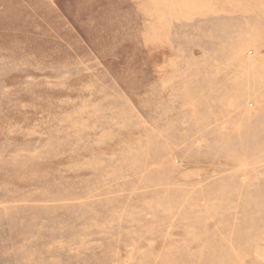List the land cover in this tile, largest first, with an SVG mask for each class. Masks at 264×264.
Wrapping results in <instances>:
<instances>
[{
  "label": "rangeland",
  "instance_id": "obj_1",
  "mask_svg": "<svg viewBox=\"0 0 264 264\" xmlns=\"http://www.w3.org/2000/svg\"><path fill=\"white\" fill-rule=\"evenodd\" d=\"M0 264H264V0H0Z\"/></svg>",
  "mask_w": 264,
  "mask_h": 264
}]
</instances>
